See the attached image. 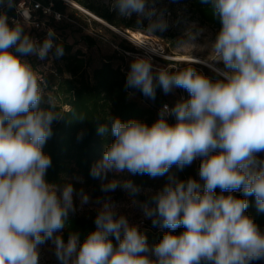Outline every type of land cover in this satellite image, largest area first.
<instances>
[{
    "label": "clouds",
    "instance_id": "obj_1",
    "mask_svg": "<svg viewBox=\"0 0 264 264\" xmlns=\"http://www.w3.org/2000/svg\"><path fill=\"white\" fill-rule=\"evenodd\" d=\"M199 2L220 25L208 42L211 59L194 58L172 72L154 63V53L132 56L126 89L152 100L158 88L165 95L183 89L188 96L164 104L151 124L114 116L97 123V136L110 142L90 175L101 181L104 195L94 202L95 229L83 240L70 231L66 242L62 233L76 200L83 207L90 196L70 180L47 179L52 159L44 146L64 115L44 99L28 59H59L64 49L54 30L38 41L20 20L0 12V264H40L41 246L49 241L59 264H264V229L247 213L248 197L264 213V0ZM0 4L12 7L11 0ZM156 5L110 0V10L135 16L137 27L151 34L170 26V14ZM204 32L188 30L178 46L198 44ZM85 135L81 130L77 140ZM196 160L199 179L172 171ZM135 175L165 182L144 188L129 178ZM117 189L165 230L159 241L150 244L139 224L119 211L111 196Z\"/></svg>",
    "mask_w": 264,
    "mask_h": 264
},
{
    "label": "trees",
    "instance_id": "obj_2",
    "mask_svg": "<svg viewBox=\"0 0 264 264\" xmlns=\"http://www.w3.org/2000/svg\"><path fill=\"white\" fill-rule=\"evenodd\" d=\"M43 5H51L52 8L64 15L72 18L74 22L64 18L61 21L55 20L51 16L45 15L42 10H38L39 16L45 20L46 25L36 27L34 23L26 21L17 13V4L20 0H11L12 7L0 4V12H7L10 17L19 19L25 24L26 30L30 35L42 41L47 32L51 29L56 34L55 43L62 45L64 55L56 59L51 56L46 61H40L35 56L29 57L34 71L41 79V88L46 101H51L55 109L64 115V120L54 122L53 135L44 146V151L51 156L52 166L48 169L47 179L50 182L63 183L68 180L71 174L80 175L89 185H96L99 179H94L90 175L91 165L98 160L103 152L105 143L96 134L97 123H107L110 116L119 117L122 120L138 119L151 124L158 117L159 109L168 104L172 106L181 95L177 89L165 95L161 89H157L155 100L145 97L138 89L125 88L126 73L129 68L128 57L130 52L138 50L126 39L120 46L122 52L105 55L100 62L94 63L91 55H88L81 47H76V42L72 39L74 30L82 31L84 25L80 17L75 15L78 11L73 5L65 0H34ZM84 5L97 16L105 19L110 24L117 27L135 28L130 22H118L113 13L103 10L93 2L87 0H76ZM188 5V9L193 12L195 17L204 24L219 28V22L212 16L211 9L202 5L199 0H180ZM88 24L87 22H85ZM82 41L87 47H93L96 40L89 34H82ZM118 52V51H117ZM168 63H175L173 60H165ZM184 64L180 69L189 66ZM200 69L209 76H214L209 68L202 67L200 64L192 65ZM42 107H47L42 104ZM83 116L85 122H79ZM169 122H174L169 118ZM81 130H86V135L82 141L77 140V134ZM199 160L187 166L183 171L173 168L172 171L185 179L189 176L198 177ZM131 179L138 185L149 186L153 182L159 181L161 185L165 178L153 179L147 175L131 176ZM242 196L241 192L234 193ZM140 199H144L143 196ZM249 208L247 213L253 217L260 228L264 227V213L256 210L254 197H248ZM70 228L63 231L62 235L65 242L69 232H78L81 240L95 229L93 219L75 218L70 216ZM146 230H142L148 237L150 244H153L162 237L164 229L154 227L151 221L147 224ZM182 229H177V232Z\"/></svg>",
    "mask_w": 264,
    "mask_h": 264
},
{
    "label": "rangeland",
    "instance_id": "obj_3",
    "mask_svg": "<svg viewBox=\"0 0 264 264\" xmlns=\"http://www.w3.org/2000/svg\"><path fill=\"white\" fill-rule=\"evenodd\" d=\"M74 1L79 6L83 7V9L91 12L78 1ZM87 2H93L103 10H109L113 13L116 21L121 23L130 22L135 27L124 28L114 26L93 12L91 13L96 15L99 19L90 15L89 12L74 6L78 9L75 15L80 17V21H82L84 28L82 31L74 30V33H72V39L75 42L77 41V48L81 47L88 55L92 56L95 64L100 62L105 55L117 53L118 56V53L122 52L120 43L124 39L130 42L138 50L137 52H130L127 54L129 58L133 55L143 56L154 53L152 56L154 63L156 65L164 66L172 72L177 71L184 64L190 63L194 58H200L202 60L211 59L208 42L214 38L215 33L219 28L202 23L195 17L193 12L188 9V5L182 3L180 0H157V8L170 14L167 17L170 26L166 31L157 32L156 34H151L138 28L135 16L132 18H124L118 15L117 12L110 10V0H87ZM200 28H204L205 32L199 38L198 44H185L184 46H178V42L184 39V34L188 30L196 32ZM82 34H89L94 37L96 44L93 47H87L81 39ZM165 60H173L175 63H168ZM111 178L112 174L110 173L109 179ZM121 178H127V174H124ZM129 178L131 179V176H129ZM68 180L73 183L77 190L83 188L90 196V202L83 207L80 206L79 200L77 199V210L75 213L70 214V216L94 220L96 215V205L94 202L97 197H102L104 195L100 190L101 181L92 186L86 183L78 174H71L68 177ZM160 186L161 183L155 181L152 185L142 187L156 189ZM111 196L112 199L119 204V211L126 214L130 222L139 224L141 230L148 229L147 224L150 220L143 218L140 210L132 206L130 198L127 197L122 190L117 189L115 192L111 193ZM261 229H264V227ZM40 264H59L54 255V248L51 241L41 246Z\"/></svg>",
    "mask_w": 264,
    "mask_h": 264
},
{
    "label": "built area",
    "instance_id": "obj_4",
    "mask_svg": "<svg viewBox=\"0 0 264 264\" xmlns=\"http://www.w3.org/2000/svg\"><path fill=\"white\" fill-rule=\"evenodd\" d=\"M65 1L68 4L72 5L69 2L71 0H65ZM52 5L53 3H51V5H43L41 2H37L34 0H20V2L17 4L16 7H17V13L20 16H22L26 21L34 23L36 27H42L46 25L45 20H43L37 12L39 9L42 10V12L47 16L52 15L55 18V20L61 21L64 18H67L69 21L74 22V20L68 17V15H64L63 13L54 10V8H52ZM178 91L181 97L186 98L188 96V93L183 89L178 88Z\"/></svg>",
    "mask_w": 264,
    "mask_h": 264
},
{
    "label": "water",
    "instance_id": "obj_5",
    "mask_svg": "<svg viewBox=\"0 0 264 264\" xmlns=\"http://www.w3.org/2000/svg\"><path fill=\"white\" fill-rule=\"evenodd\" d=\"M72 5H74V6H76V7H78V8H80L79 6H77L73 1H69ZM81 9V8H80ZM89 14L90 15H92L93 17H95V18H97V19H99L96 15L94 16L93 14H91L90 12H89Z\"/></svg>",
    "mask_w": 264,
    "mask_h": 264
},
{
    "label": "bare ground",
    "instance_id": "obj_6",
    "mask_svg": "<svg viewBox=\"0 0 264 264\" xmlns=\"http://www.w3.org/2000/svg\"><path fill=\"white\" fill-rule=\"evenodd\" d=\"M71 1H73L77 6H79L74 0H71ZM81 9H83V7H81V6H79ZM83 10H85V9H83ZM86 12H89V11H87V10H85ZM91 13V12H90ZM92 14V13H91ZM94 15V14H93ZM95 16V15H94Z\"/></svg>",
    "mask_w": 264,
    "mask_h": 264
}]
</instances>
